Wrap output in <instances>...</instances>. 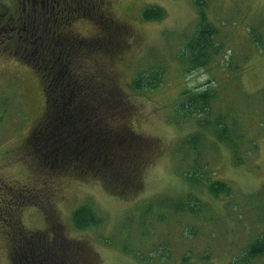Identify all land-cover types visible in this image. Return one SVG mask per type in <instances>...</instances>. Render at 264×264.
Listing matches in <instances>:
<instances>
[{
  "label": "rangeland",
  "instance_id": "374dc122",
  "mask_svg": "<svg viewBox=\"0 0 264 264\" xmlns=\"http://www.w3.org/2000/svg\"><path fill=\"white\" fill-rule=\"evenodd\" d=\"M196 1L109 0L129 29L100 71H110L112 84L126 91L123 106L134 129L158 144L142 168L140 192L127 197L110 194L93 177L32 163L24 144L43 115L45 91L40 76L14 58L16 44L0 42V183L24 201H49L69 236L92 246L96 264H231L264 233V0H204L222 48L208 65L185 71L184 44L198 27ZM149 6L162 8L164 19L141 21ZM76 25L88 35L89 26ZM149 72L160 73L158 87L131 92L133 74ZM206 90L212 94L206 113H178L184 95ZM220 118L236 152L218 139ZM216 181L227 187L220 196L210 191ZM180 201L183 212L175 210ZM85 203L103 223L72 231L69 218ZM43 205L23 202L16 219L26 229H45ZM10 227L0 221V264H9ZM250 264H264V255Z\"/></svg>",
  "mask_w": 264,
  "mask_h": 264
},
{
  "label": "trees",
  "instance_id": "16d2710c",
  "mask_svg": "<svg viewBox=\"0 0 264 264\" xmlns=\"http://www.w3.org/2000/svg\"><path fill=\"white\" fill-rule=\"evenodd\" d=\"M71 1H65L66 12L63 11L64 3L59 9L62 13L54 26L57 34L50 36L42 54L29 63L40 76L46 104L43 115L31 130L26 148L39 168L93 177L110 193L120 197L138 194L142 186V168L150 151L158 144L132 128L131 115L123 106L126 91L115 85L116 89L110 71H100L103 62L107 65L105 57H109L110 50L112 54L116 52L127 29L111 11L109 0H98L101 9L96 11L85 0ZM198 3L202 6L199 26L183 49L182 62L187 63L185 71L189 65L192 70L208 65L209 56L218 54L222 48V44L215 41L218 29L209 21L204 4L200 0ZM164 14L162 8H147L142 12V19L159 20ZM82 21L92 23L89 36L73 28ZM159 75L153 72L136 74L130 82L131 92L140 94L158 87ZM211 98L207 90L184 95L180 105L178 103L181 110L178 113L184 117L193 116L195 112L206 113ZM223 121L217 120L215 132L220 142L236 152L238 145L229 136L226 119ZM238 157L237 154V163L240 162ZM4 188L0 183V220L11 223L7 229L9 264H96L92 246L87 240L69 236L56 211L49 207V201L46 205L36 199L24 201L9 188ZM210 191L220 196L227 187L216 181L210 184ZM23 202L44 206L48 220L45 229H26L16 219ZM185 207L180 201L175 210L183 212ZM187 210L195 211L192 206ZM102 223L103 218L93 207L84 204L73 212L71 228L87 232L101 227ZM243 253L231 264H250L252 259L264 255V233ZM182 264H186L185 261Z\"/></svg>",
  "mask_w": 264,
  "mask_h": 264
},
{
  "label": "flooded vegetation",
  "instance_id": "af4514ba",
  "mask_svg": "<svg viewBox=\"0 0 264 264\" xmlns=\"http://www.w3.org/2000/svg\"><path fill=\"white\" fill-rule=\"evenodd\" d=\"M65 1L12 0L13 6H4L0 14V42L4 41L9 47L17 44V51L21 52L20 56H23L26 62L30 63L34 59L36 61L37 56L41 55L43 48L48 45L50 36L57 34L54 26L57 24L58 15L62 13L59 9L63 3L65 6ZM85 1L88 5H93V10L101 9L98 0ZM63 11H67L66 6ZM82 24H85V21H82Z\"/></svg>",
  "mask_w": 264,
  "mask_h": 264
}]
</instances>
